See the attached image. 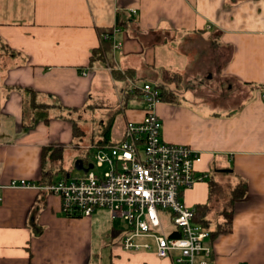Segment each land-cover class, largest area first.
Returning a JSON list of instances; mask_svg holds the SVG:
<instances>
[{
    "label": "crops",
    "instance_id": "0c3cea01",
    "mask_svg": "<svg viewBox=\"0 0 264 264\" xmlns=\"http://www.w3.org/2000/svg\"><path fill=\"white\" fill-rule=\"evenodd\" d=\"M105 34L111 64L91 61ZM1 47L0 264H93L101 255L105 264H174L125 251L128 227L116 226L106 209L68 217L60 196L9 187L13 180L52 184L67 174L77 122L65 109L89 106L100 69L128 73L120 96L126 123L141 121L146 108L143 95L126 99L129 83L174 94L155 105L162 137L198 151L196 172L209 177L182 194L195 210L209 206L212 255L196 264H264V0H0ZM165 70L183 77L185 94L162 81ZM114 125L110 143L124 136L113 141ZM214 168L218 183L231 175L234 189L247 185L231 207L234 189L227 200L220 184L215 192ZM225 210L232 223L217 233ZM105 235L109 243H100Z\"/></svg>",
    "mask_w": 264,
    "mask_h": 264
},
{
    "label": "built area",
    "instance_id": "2783aa9c",
    "mask_svg": "<svg viewBox=\"0 0 264 264\" xmlns=\"http://www.w3.org/2000/svg\"><path fill=\"white\" fill-rule=\"evenodd\" d=\"M103 38L112 41L108 34ZM136 88L142 90L147 103L143 119L128 121L118 142L88 146L96 153L91 162L94 167L87 173L47 185L13 180L9 187L38 188L60 196L68 217H90L97 210L109 209L128 222L120 244L125 251H154L159 258H173L174 264H196L199 256L212 255L207 242L212 232L194 222L196 210L182 201V194L208 178L196 172L202 156L188 145L163 139L162 121L155 111L160 89L150 83ZM104 167L107 170L102 175L94 172ZM164 213L176 229L160 236L156 231L163 230ZM174 232L178 235L173 236ZM200 264L208 261L203 259Z\"/></svg>",
    "mask_w": 264,
    "mask_h": 264
},
{
    "label": "rangeland",
    "instance_id": "374dc122",
    "mask_svg": "<svg viewBox=\"0 0 264 264\" xmlns=\"http://www.w3.org/2000/svg\"><path fill=\"white\" fill-rule=\"evenodd\" d=\"M0 49H4V48L1 47ZM94 72L95 75H97L96 78L97 81L92 91L91 99L89 100L90 101L88 104L89 106L79 111L73 109H65L66 115H72L73 120L78 123L79 127L85 133L80 138L76 136L73 148L68 149L66 152L67 157H65L64 159V169L66 170L67 174L70 175L69 177L70 179L79 178L83 175L82 171H78L75 168V163L78 160H85L86 164L87 162L88 163L94 162V156L96 151L94 149H82L81 146L92 145L93 143L95 144L99 142L103 138L102 132L103 129H105L103 124L109 123L111 118H113V124L115 123L114 132L112 134L113 141L120 139L123 133L125 132L126 122H125L124 112L121 106V99H120V96L121 98L124 96L122 93L123 80L115 78L113 74L106 69L105 70L100 69ZM126 75H128V73ZM160 75L163 82L172 84L173 86L177 85L181 93L185 94L188 91L187 89L188 87L186 85H183L184 82H183V77L181 75H176L175 73L172 72L169 73L164 72ZM152 83L154 84L155 81H152ZM129 84H130L129 88L132 89L129 90L126 89L127 93L129 92L131 93L132 96L136 95L141 97L143 94L142 90L140 89L139 91H136L134 83L133 84L129 83ZM174 87L176 88V86ZM172 96L174 97V94H172ZM179 99L183 100L184 98L179 97ZM134 104L137 105V103L131 102L130 107ZM143 104H141L143 106L140 107L142 108L147 107V103L144 102ZM106 170H107L106 167L101 169L95 168L94 172L96 174L102 175ZM211 172L213 174L214 181L216 184L214 190L215 192H217L220 190L219 184L221 182L218 183L220 175L215 171V168L211 169ZM60 177H61L60 173L55 176V178H60ZM208 179L209 177L204 179L203 181H207L209 183ZM234 183H235V178L232 177L231 175H228L227 183L225 185L220 184L222 188L221 191L225 193V195L223 196L224 200H227L228 198L227 192H230V190L234 189L235 186ZM106 214L108 216V219L110 218L115 220L116 226L119 225V227H128V222L125 219L120 217H115L109 209L106 211ZM163 215H166L167 217L170 216L168 213H164L161 215L163 230L160 228L156 231V233L160 236L163 234L169 235L176 229V226L170 220V217L165 218ZM98 238L100 243L107 244L110 241L106 235L99 236ZM98 252H100L101 254L103 253V251L100 249L97 250V253ZM150 252L154 253V251H150ZM101 256H103V258L94 259L93 264H105L106 257L105 255H101ZM156 257L159 258L157 255Z\"/></svg>",
    "mask_w": 264,
    "mask_h": 264
},
{
    "label": "trees",
    "instance_id": "16d2710c",
    "mask_svg": "<svg viewBox=\"0 0 264 264\" xmlns=\"http://www.w3.org/2000/svg\"><path fill=\"white\" fill-rule=\"evenodd\" d=\"M112 46L113 45H112L111 41H107V40L104 41L103 40L102 48L93 51L92 56H91V61L101 60L105 64H108L110 62L112 63V58H113ZM164 72L169 73L170 71L165 70L162 73H164ZM112 74L115 78H118V79L125 78V76H126L125 74H123L122 72H120L118 70H113ZM176 75H179V74H176ZM156 88L160 89V96H159L160 101H165V100L173 101L172 99H174V97L172 96V94H170L171 92L169 93L164 88V86H156ZM139 90H140L139 88H136V91H139ZM125 97H126V99H131L133 96L131 95V93L128 92L125 95ZM112 125H113V120H110L109 123L105 125V129H103V132H102L103 138L98 142V144H109L110 143V132H111ZM74 133H75V136H78V137L85 134L84 131L79 127V125L77 123L74 124ZM83 161H84L85 166L89 164L87 161H86L87 164L85 163V160H83ZM67 176H68V174H64L62 179H67ZM210 183H212V181ZM246 191H247V185L246 184L238 185L233 190V195H232L231 200L229 201L230 202L229 206L231 207L233 202L236 199L244 197L246 195ZM208 212H209L208 204L198 205L196 208V211H195L194 222L197 224H200L204 227H207V225L209 223L208 220H206V216H207ZM231 213L232 212L225 210L224 226H222V224H220L219 229L217 230V233L222 231V230L223 231L229 230L230 225L232 223ZM177 235H178L177 232L173 233V236H177ZM212 235H213V233H212ZM120 244H121V242H120Z\"/></svg>",
    "mask_w": 264,
    "mask_h": 264
},
{
    "label": "water",
    "instance_id": "95a60500",
    "mask_svg": "<svg viewBox=\"0 0 264 264\" xmlns=\"http://www.w3.org/2000/svg\"><path fill=\"white\" fill-rule=\"evenodd\" d=\"M94 167V165L92 163H89L88 164V167L85 166L84 164V161L83 160H78L76 163H75V168L78 170V171H82L84 173H87L89 171V169H92Z\"/></svg>",
    "mask_w": 264,
    "mask_h": 264
}]
</instances>
